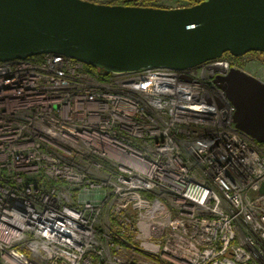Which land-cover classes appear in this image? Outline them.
Instances as JSON below:
<instances>
[{"label":"built area","instance_id":"2783aa9c","mask_svg":"<svg viewBox=\"0 0 264 264\" xmlns=\"http://www.w3.org/2000/svg\"><path fill=\"white\" fill-rule=\"evenodd\" d=\"M232 67L0 61V264H264V146L213 82Z\"/></svg>","mask_w":264,"mask_h":264},{"label":"water","instance_id":"95a60500","mask_svg":"<svg viewBox=\"0 0 264 264\" xmlns=\"http://www.w3.org/2000/svg\"><path fill=\"white\" fill-rule=\"evenodd\" d=\"M264 52V0L162 8L88 0H0V61L54 53L107 72L185 69ZM234 127L264 143V82L237 67L213 79Z\"/></svg>","mask_w":264,"mask_h":264},{"label":"rangeland","instance_id":"374dc122","mask_svg":"<svg viewBox=\"0 0 264 264\" xmlns=\"http://www.w3.org/2000/svg\"><path fill=\"white\" fill-rule=\"evenodd\" d=\"M88 1L106 4L109 0H88ZM151 4L153 6L162 7V8H175V7L188 6L185 0H153ZM249 58H251L252 60L253 57L251 55H247L244 58H241V60H239L240 62H238V67L264 82V60L262 61L259 60L262 63H260L258 67V65L257 66L255 65V63L249 61L248 60Z\"/></svg>","mask_w":264,"mask_h":264},{"label":"trees","instance_id":"16d2710c","mask_svg":"<svg viewBox=\"0 0 264 264\" xmlns=\"http://www.w3.org/2000/svg\"><path fill=\"white\" fill-rule=\"evenodd\" d=\"M153 0H109L106 4H118L124 6H153L151 4ZM187 5H194L203 0H185ZM250 55L258 60H264V52H250ZM84 70L98 79H106L110 72L104 71L97 66H93L90 64L83 63ZM260 146H264L263 144H258Z\"/></svg>","mask_w":264,"mask_h":264},{"label":"flooded vegetation","instance_id":"af4514ba","mask_svg":"<svg viewBox=\"0 0 264 264\" xmlns=\"http://www.w3.org/2000/svg\"><path fill=\"white\" fill-rule=\"evenodd\" d=\"M247 55H250V52H247L245 53L244 55H241V56H235V55H232L231 53L229 52H224L221 57L223 58H230V59H234L236 62H240L239 60H241L242 56H247ZM257 144H260L259 142L255 141ZM264 145V143H261Z\"/></svg>","mask_w":264,"mask_h":264}]
</instances>
